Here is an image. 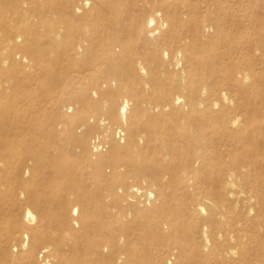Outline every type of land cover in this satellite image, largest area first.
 I'll list each match as a JSON object with an SVG mask.
<instances>
[{
	"label": "bare ground",
	"instance_id": "obj_1",
	"mask_svg": "<svg viewBox=\"0 0 264 264\" xmlns=\"http://www.w3.org/2000/svg\"><path fill=\"white\" fill-rule=\"evenodd\" d=\"M5 1L0 264H264V39H251L247 10L234 0H61L39 17ZM33 76L57 97H10L35 90ZM49 105L60 122L32 124ZM67 125L75 158L43 163L53 176L29 187L22 150ZM97 131L104 141L90 140ZM89 143L107 153L94 158Z\"/></svg>",
	"mask_w": 264,
	"mask_h": 264
},
{
	"label": "rangeland",
	"instance_id": "obj_2",
	"mask_svg": "<svg viewBox=\"0 0 264 264\" xmlns=\"http://www.w3.org/2000/svg\"><path fill=\"white\" fill-rule=\"evenodd\" d=\"M51 1H56V3H58L61 0H6L5 1L6 4L3 7H5L6 10H13V9L15 10V7H17L21 3L28 4V5L30 4V6H32L35 10H41L42 13L38 15L39 17H41L44 11L50 10L48 6ZM147 1H150V0H147ZM59 5L60 4L58 3V6ZM233 5H235L233 6V10H239V9L247 10L246 12L251 15L250 16V19L252 22V27L250 29L251 39L253 40L264 39V0H234ZM160 9L165 10L162 7H160ZM53 10H58V9L54 8ZM127 10H134V9L132 8V6L127 5ZM8 21L12 24L15 23V21L13 20V17L11 16L9 17ZM262 50L264 53V45L262 46ZM251 51H252V56L253 55L257 56V53L255 52L254 47H251ZM262 67H264V64L261 63L257 65L255 69L262 70ZM31 79H36V85H34L35 90L34 89L32 90V87L29 88L28 86H24L23 92H22L23 94L20 93L16 95L12 92H9L10 97H14V96L22 97L23 95L24 96L26 95L30 98V100L34 99L31 106L36 104L39 101H42L43 99H47V98L50 99L48 97L49 94H52L54 95V97H57L58 92L55 91L54 88L53 89L51 88V91H49L51 84L48 78L42 77V76L41 77L36 76L35 78L33 76ZM25 91H28V92L25 93ZM72 107L76 109L78 107V103H74ZM25 108L28 109V105H26ZM55 114L56 112H54V110L51 109L50 105L46 107H42L34 115L31 116L32 124H35L37 126L43 125L45 123L50 124V125H57L60 122V120L57 119L58 117ZM100 116H102V114H100ZM63 131H67V134L65 136H63V134L61 135L60 130H59V131H56V133L59 134L58 138H55V139L50 138L47 140L43 138L37 143H29L30 145L36 148L34 153H31L30 151L26 150V148L25 150H22V153H21L22 159L20 161H22V163L26 164L29 167V174L27 176L29 180L26 178L27 180L26 185H28L29 187L33 185L40 187L41 186L40 181L43 175L51 176V177L53 176L52 172L54 171L51 168H47V170H44L42 168L43 163L48 162L53 166H56V165L61 166V163H62V166H66L72 161V158L73 159L75 158L74 149L77 147L78 143L75 140L72 141L69 137L70 132H73V130H71V127L67 125L63 129ZM76 131L77 133H80L81 129H78ZM97 136L101 137V139H98V141L100 140L102 142V139L104 141L105 139L104 133L101 131H97L96 133L92 134V136L90 137V140L91 139L93 140ZM116 139L120 141L121 138L116 136ZM89 148H90V143H89ZM89 152H90V155H92L94 158L100 154L107 153L106 151L105 152L103 151L101 153L92 152L91 148ZM121 163L122 161L119 162V164ZM80 166L83 168L87 165L83 163ZM85 169L87 172L85 177L88 179L87 184L91 183L93 185H96V184L99 185L100 179H96L97 176L95 175L94 171L89 167H85ZM126 170H127L126 167L114 168L113 166H105L104 168V172H106L108 176L114 174V172H127ZM131 184H134V183L129 182L128 185H131ZM137 185L141 186V184H137ZM52 213L53 214L55 213V206L53 207ZM51 222L52 223L48 227L47 231L51 234L60 233L57 217L56 219L54 218ZM41 251H42V248L39 249V253Z\"/></svg>",
	"mask_w": 264,
	"mask_h": 264
}]
</instances>
